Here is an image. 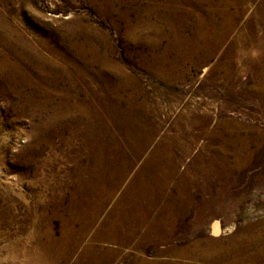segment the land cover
<instances>
[{"label": "rangeland", "instance_id": "1", "mask_svg": "<svg viewBox=\"0 0 264 264\" xmlns=\"http://www.w3.org/2000/svg\"><path fill=\"white\" fill-rule=\"evenodd\" d=\"M232 1L228 0L229 3ZM192 2L205 9L209 3L217 4L219 0H0V21L16 31L22 44L35 49L45 62L54 58L59 63V57L72 61L79 58L80 61H74V64L97 76L93 88L98 92L101 105L98 117L104 130L100 132V139L103 136L109 141L114 147L113 153L118 152L116 132L111 127L116 115L107 111L106 107L118 106L120 111H124L129 99L132 111L141 113L145 110L146 119L151 121L157 132V139L167 143L178 173L183 176L179 183L186 192L187 200L174 223L173 238L167 240L169 236L166 242L153 240L146 245L143 249L146 260L156 258L171 245L189 244L198 237L201 249L208 244L212 248L217 242L229 247L240 232L255 229L257 224L264 222V139L259 146H252L243 167L228 174L226 169L233 163L229 161L225 166L214 155V149L223 147L222 140H218L216 135L204 133L208 129L221 130L218 125L223 119L233 120L246 128L264 130V122L260 118L262 109L257 99L244 92L253 82L260 64L244 67L235 59L229 77L224 76L226 68L219 67L218 57L201 65L191 61L177 70L171 68L169 64H175V58L183 53V49L179 52L173 47L179 38L171 29L183 25L184 19L176 8L180 7L188 13ZM238 2L242 5V15L256 25V35L262 38L264 28L256 24L255 12L263 0ZM185 17H189V26L183 29V36L192 40L199 19L191 15ZM212 17L217 25L221 22L218 14L213 13ZM242 22L239 16L234 33L241 32ZM3 35L6 36L0 33V53L8 47ZM12 42L17 44L15 39ZM17 46V53L25 49ZM14 49L8 53L14 55ZM201 54L202 50L194 59ZM8 60L9 64L13 63V56H9ZM162 73H168V78H162ZM176 74L182 80L174 79ZM19 89L13 94L6 92L0 96V195L16 196V200L19 195L25 196L31 204L40 193V189L32 185L34 167L51 151L60 154L66 150L63 140L76 130L69 117L58 120L56 111L66 110L87 97L79 83H75L72 90L61 81L49 88L42 86L39 90L31 85ZM43 91L50 97L44 110H40L36 105L42 100ZM204 115H208L209 120L202 126L199 117ZM122 118L124 122L125 116ZM55 120L56 128L43 129V123L52 126ZM63 126L69 129H63ZM57 131L62 132L61 135ZM120 149L127 157L131 156L127 149ZM154 151L155 148L149 146L143 155L148 158L155 154ZM65 159L62 156L58 161L60 172L55 173L59 178L64 176V180L67 176L70 180L75 179L77 170L88 167L87 160L82 156L79 169ZM137 159L134 162L136 170L133 169L131 174L138 173L141 168L142 161L139 157ZM125 184L116 198L124 191L132 190V181ZM72 192L73 187L69 186L66 197ZM130 197L134 201L136 196L130 194ZM178 200L176 188L170 190L163 202L151 197L152 207L157 206L158 211L164 205L167 208L177 205L175 202ZM63 208L66 218V203ZM2 209L4 204L0 201V213ZM157 217L160 219L161 215L147 217L146 227H151ZM61 221L58 217L50 221L56 236ZM20 236L15 233L11 238ZM9 247L10 240L0 238V264H26L18 257L8 260L6 254ZM134 253H131L132 256Z\"/></svg>", "mask_w": 264, "mask_h": 264}, {"label": "bare ground", "instance_id": "2", "mask_svg": "<svg viewBox=\"0 0 264 264\" xmlns=\"http://www.w3.org/2000/svg\"><path fill=\"white\" fill-rule=\"evenodd\" d=\"M209 4L203 9L201 5L192 2L188 13L180 7L176 8L180 12L179 16L184 19L183 25L171 29L176 38H179L173 47L177 51L183 49V53H179L178 58H175L176 63L169 66L177 70L191 61L195 65H201L218 57L219 67L226 68L224 76L229 77L234 69L235 59H238L237 63L244 64V67L260 64L253 82L244 92L257 99L262 109L260 118L264 122V36L257 37L256 25L242 15V5L238 0H233L232 3L219 0L217 4ZM213 13L221 17L218 25L212 19ZM255 13L256 24L264 28V0ZM186 15L199 19L192 40L183 36V29L189 26V17L185 19ZM239 16L243 19V25L241 32L237 34L234 31ZM2 32L6 34L3 37L6 40L5 46L8 47L0 53V96L6 92L13 94L25 85L39 90L42 86L49 88L61 81L68 84L71 90L75 83L81 84L87 97L85 101L75 102L66 110L55 113L58 120L69 117L76 130L63 140L66 150L60 154L51 151L34 167L35 178L32 185L33 188L40 189L38 197L30 204L25 196L19 195L16 200V196L9 198L6 193L0 195V201L4 204L0 213V238L10 240L6 254L8 260L18 257L26 264H264V222L257 224L254 230L249 228L240 232L229 247H223L217 242L212 248L208 244L205 249H201V239L198 237L189 244L171 245L154 259H144L143 249L146 245L153 240L166 242L169 236L170 239L167 240L173 238L174 223L183 212L187 200L186 192H183L179 183L183 176L178 173L167 143L157 139L156 130L151 121L146 119V111L142 110L143 105H140L142 112L135 113L130 107L129 99L124 111H120L118 106L106 107L107 111L116 115L111 127L116 132L118 152L113 153L114 147L109 141L103 136L100 139L104 127L98 117V107L101 106L98 92L93 88L97 76L74 64V61H80L79 58L72 61L59 57V63L54 58L45 62L35 49L22 44L16 31L3 20L0 21V33ZM14 39L17 44L12 42ZM17 45L25 49L17 53ZM12 49L14 55L8 53ZM200 49L202 54L194 59ZM253 52L255 55H252ZM9 56H13V63H8ZM161 77L167 79L168 73H162ZM174 79L182 80V77L176 74ZM43 94L42 100L36 105L40 110H44L49 102L47 98L50 97L46 91ZM27 100L34 104L32 100ZM208 120V115L199 117L202 126ZM56 121H53L52 126L43 123V129L56 128ZM218 126L221 130L208 129L204 133L216 135L218 140H222L223 147L211 150H215L214 155L218 156L223 165L228 166L229 161L233 163L226 169L231 174L245 165L246 154L250 153L252 146H259L263 142L264 130L246 128L233 120L224 119ZM63 129L69 128L63 126ZM105 129L107 130L106 127ZM61 133L58 132L60 135ZM149 146L155 148V154L152 153L147 158L143 154ZM120 147L130 151L131 156L123 154ZM62 156L78 169L82 156L87 160L88 167L82 171L75 170V179L70 180L69 176L65 180L64 176L59 178L55 173L60 172L58 161ZM138 157L142 161L141 168L138 173L131 174L133 169L136 170L134 162ZM64 173L68 175L66 171ZM129 180L133 184L132 190H126L116 198L123 183ZM69 186L73 187V192L66 197L65 192ZM172 188L177 189L180 198L175 202L177 205L168 204V208L164 205L160 211L157 206L153 208L151 197L162 201L168 198ZM130 194L136 196L134 201ZM64 203L68 209L66 218L63 216ZM148 215H161V218L157 217L151 227H146ZM53 217L62 220L58 236L50 227ZM15 233L21 236L11 238ZM133 251L136 252L134 256L131 254Z\"/></svg>", "mask_w": 264, "mask_h": 264}]
</instances>
